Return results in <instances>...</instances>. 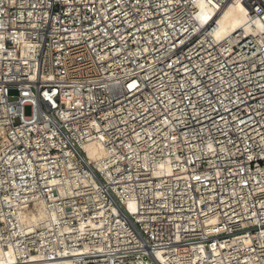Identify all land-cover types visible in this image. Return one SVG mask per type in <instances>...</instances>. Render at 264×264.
Instances as JSON below:
<instances>
[{"label": "built area", "instance_id": "2783aa9c", "mask_svg": "<svg viewBox=\"0 0 264 264\" xmlns=\"http://www.w3.org/2000/svg\"><path fill=\"white\" fill-rule=\"evenodd\" d=\"M230 4L249 20L217 37ZM38 202L45 216L28 222ZM9 253L264 264V0H0Z\"/></svg>", "mask_w": 264, "mask_h": 264}, {"label": "bare ground", "instance_id": "6f19581e", "mask_svg": "<svg viewBox=\"0 0 264 264\" xmlns=\"http://www.w3.org/2000/svg\"><path fill=\"white\" fill-rule=\"evenodd\" d=\"M204 11V19H206V17H212V10L205 8ZM214 19L217 25L215 35L217 37H223L244 25L249 20V12L241 5L230 4L226 6L218 16H215ZM85 149L95 163L97 165L100 164V160L105 155L104 148L98 144L88 143L85 145ZM44 216V205L38 202L31 208V213L25 215V219L28 222L34 223L39 219L44 218ZM14 261L15 259L10 253L7 257L0 254V264H14Z\"/></svg>", "mask_w": 264, "mask_h": 264}, {"label": "rangeland", "instance_id": "374dc122", "mask_svg": "<svg viewBox=\"0 0 264 264\" xmlns=\"http://www.w3.org/2000/svg\"><path fill=\"white\" fill-rule=\"evenodd\" d=\"M25 112H26V114H30V113H31V108H30L29 105L26 106V108H25Z\"/></svg>", "mask_w": 264, "mask_h": 264}]
</instances>
